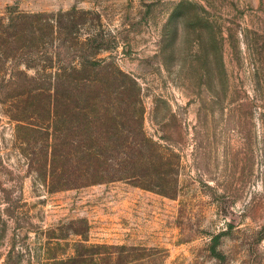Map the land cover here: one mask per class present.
I'll use <instances>...</instances> for the list:
<instances>
[{
    "label": "rangeland",
    "instance_id": "1",
    "mask_svg": "<svg viewBox=\"0 0 264 264\" xmlns=\"http://www.w3.org/2000/svg\"><path fill=\"white\" fill-rule=\"evenodd\" d=\"M0 264H264V0H0Z\"/></svg>",
    "mask_w": 264,
    "mask_h": 264
}]
</instances>
